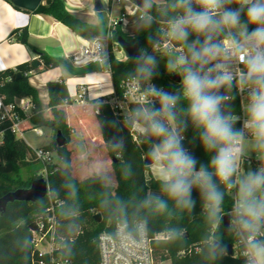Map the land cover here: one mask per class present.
Wrapping results in <instances>:
<instances>
[{
  "label": "clouds",
  "instance_id": "clouds-1",
  "mask_svg": "<svg viewBox=\"0 0 264 264\" xmlns=\"http://www.w3.org/2000/svg\"><path fill=\"white\" fill-rule=\"evenodd\" d=\"M153 3L144 0L139 18L143 27L154 20L149 12ZM160 11L163 43L147 37L152 52L141 47L135 57L124 55L135 65L130 95L136 103L125 123L136 143L149 145L146 168L158 192L117 200L118 228L109 240L119 239L134 254L147 232L141 214L182 218L196 206L195 190L207 225L202 238L206 259L222 261L228 254L221 230L227 216L238 250L233 258L264 264V0H162ZM26 20L25 13L13 10L9 20L0 10V71L8 67L10 47L2 43L7 29L23 27ZM157 51L166 56V73L177 83L174 91L154 83L160 75ZM234 89L245 96L243 119L232 107ZM241 119L242 127H237ZM189 128L190 143L198 141L207 163L184 146ZM114 147L121 148L122 142ZM253 157L258 166L246 168ZM66 187L74 198L75 185ZM226 197L231 198L227 211ZM183 235V229L171 227L159 239L173 241Z\"/></svg>",
  "mask_w": 264,
  "mask_h": 264
},
{
  "label": "trees",
  "instance_id": "trees-1",
  "mask_svg": "<svg viewBox=\"0 0 264 264\" xmlns=\"http://www.w3.org/2000/svg\"><path fill=\"white\" fill-rule=\"evenodd\" d=\"M161 7L154 4L149 12L158 20L164 21L160 11ZM34 12L52 16L78 34L102 36L107 33L104 12L97 13V24H91L71 14L64 0H45V4L40 5ZM155 25L152 22L149 27H142L135 36L127 35L120 27L113 31L109 43L110 68L112 84L116 93L120 92L121 82L132 76L135 65L130 60H119L115 57L112 51L115 42L119 37L131 43L149 44L147 37L158 41L160 35ZM12 37L18 42L28 43V29H17L12 32ZM39 52L40 55L35 60L21 64L16 69L0 71V98L3 104L13 103L23 97L31 99L35 105L29 119V124L32 127H24V130L51 127L56 132L60 130L69 143L71 132L63 106L72 104L73 100L66 81L61 78L47 82L50 112L47 117L43 110L39 91L31 84V74H29L41 64L48 69L65 66L68 62L64 58H54ZM19 73L22 75L20 78H18ZM154 83L162 85L168 91H174L177 87V83L172 81L171 76L165 71L160 73ZM233 95L235 99L231 102L232 107L235 114L239 115V97L235 91H233ZM108 100L109 97L104 96L99 100L88 102L92 104L95 111L98 110L97 118L109 154L112 157L119 155V158L112 162L114 182H109L108 177L99 174H93L76 181L71 174L70 151L67 145L58 147L54 137L52 142L43 148L57 151L65 164L59 169L53 163L47 164L51 196L53 199L63 200V204L55 208L57 228L54 240L57 247L52 256H40L32 245L30 225L44 219L45 211L50 205L48 196L36 202H11L4 210H0V264H40L41 261L50 264L52 258L67 260L68 264H98L100 259L99 235L103 232H113L118 222L115 202L117 200L127 201L133 195L142 199L150 189L158 191V186L154 181L151 180L150 183L146 181L148 170L144 165V158L148 153L149 145L147 143L138 144L133 140L125 119L115 114ZM9 124L10 122L7 120L0 121V133L3 139V143L0 144V179L8 182L4 188L0 187V198L18 188H28L34 180L42 177L40 169L44 168V165L35 157L34 149L24 139L9 131ZM240 126L239 121L237 127ZM192 134V130L189 128L185 133L184 146L201 163H207V158L200 149L198 141L194 144L190 143ZM115 135H117L118 142H122L121 148L111 145ZM34 165H38L39 168L34 169ZM23 169L29 172L25 179ZM68 184H74L76 187L74 198L68 195L66 187ZM193 198L196 200L195 208L191 213L185 212L182 218L144 217L143 214L139 217L147 220L156 264H241L242 259L233 258V255H227L222 261L216 262L206 259L202 251V238L207 231V225L201 214L199 194L195 190ZM230 207L231 198L226 197V211ZM67 211H71L73 214L71 216L62 214ZM131 212L132 209H129L130 221ZM97 213L102 215L100 223L95 219ZM171 227L183 229L184 235L173 241H163L157 237L159 233H165ZM221 230L224 242L233 246L234 238L230 236L229 232L224 233V222Z\"/></svg>",
  "mask_w": 264,
  "mask_h": 264
},
{
  "label": "built area",
  "instance_id": "built-area-1",
  "mask_svg": "<svg viewBox=\"0 0 264 264\" xmlns=\"http://www.w3.org/2000/svg\"><path fill=\"white\" fill-rule=\"evenodd\" d=\"M104 6V12L108 15L107 20V33L102 36H95L92 40H88L83 44V47L71 55L70 63L77 67L86 66L91 63H99L102 66V71L96 74L99 77H104L106 82H110L111 90L109 93H104L98 97V99H93L91 96V91L88 92V99L99 100L104 96L109 97V104L116 115H119L125 119V116L130 114L133 108L136 107V103L130 95L131 88V77H127L120 84V92L116 93L112 84V72L110 68V38L113 35V31L120 27L123 32L129 30L135 23L140 21L141 7L138 5V0H100ZM162 2V0H160ZM151 16H153L150 13ZM154 17V16H153ZM153 23L158 30L160 35L158 41L163 43L162 31L165 28V23L162 20H158L154 17ZM99 45V48L96 46ZM151 46V44H149ZM151 52L153 51L152 46ZM113 54L119 60H125L124 55L128 54L120 47L118 40L115 42L113 47ZM123 54V55H122ZM157 55H164L162 52H155ZM97 57H100L98 60ZM101 60L103 61L101 63ZM108 62V66L103 67V64ZM27 74V73H26ZM31 74V72L29 73ZM77 86L83 88V84L73 85L74 92L71 91L73 98L77 100L80 104H84L86 100V93L77 94ZM167 90V89H166ZM237 93L240 102V113L243 119L242 104L245 100V96L240 94L237 90H233ZM35 109V105L31 99L23 97L15 100L10 104H3L0 107V121H9L8 126L9 131L15 136L19 137L23 135L24 123L28 122L32 111ZM98 114V110H96ZM24 115V116H22ZM242 119L240 124L242 127ZM37 135H41L42 131L40 128H31ZM3 143L2 134L0 133V144ZM35 157L44 165V172L42 178L47 182L48 192L47 195L50 201L49 207H47L44 215V219L36 222V230H32V245L39 252L40 256H52L54 249L57 247L55 244V234L57 228V220L55 208L63 204L61 199H53L50 192L49 179L47 164L53 162L52 151L45 148L34 149ZM147 227L146 237L143 247L138 250H133L132 252L126 251L121 246V241L119 239L109 240V237H115L118 222L116 223L113 232H103L98 238V248H99V263L98 264H156L154 258V252L152 247V238L149 234V229ZM163 233H159L157 237L162 236ZM42 247H45L42 249ZM238 254V250L233 247V256ZM242 259L243 264V258ZM40 264H47L45 261H41ZM50 264H68L67 260L52 258Z\"/></svg>",
  "mask_w": 264,
  "mask_h": 264
},
{
  "label": "crops",
  "instance_id": "crops-1",
  "mask_svg": "<svg viewBox=\"0 0 264 264\" xmlns=\"http://www.w3.org/2000/svg\"><path fill=\"white\" fill-rule=\"evenodd\" d=\"M64 2L71 14L88 23L97 24L98 18L94 11V0H64ZM44 4L45 0H42L40 5ZM85 8L88 11H85ZM0 10L8 13L9 20L12 19L13 10L25 13L27 16L23 27L7 29L8 35L2 42L5 47H10L9 57L5 61L8 64L6 69H16L21 64L37 59L40 55L39 51L54 58H64L70 63L71 55L80 50L86 41L95 37L90 34H78L52 16L16 7L10 0H0ZM23 28L28 29V43L18 42L12 37V32ZM61 78L66 81L71 96L70 87L84 82L83 79L77 80L78 76L70 75L64 66L46 69L43 64L31 71L30 82L39 91L41 100L43 99L48 105L49 97L46 84ZM1 105L2 100L0 98V107ZM65 107L68 105L63 106L64 109ZM66 114L68 117L67 111ZM28 123L29 121L24 123L25 128L28 127ZM149 192L157 193L158 191L150 189Z\"/></svg>",
  "mask_w": 264,
  "mask_h": 264
},
{
  "label": "rangeland",
  "instance_id": "rangeland-1",
  "mask_svg": "<svg viewBox=\"0 0 264 264\" xmlns=\"http://www.w3.org/2000/svg\"><path fill=\"white\" fill-rule=\"evenodd\" d=\"M154 4L158 6H162V2L160 0H154ZM84 8V7H83ZM85 11H88L86 8ZM105 13V12H104ZM106 22L108 20L107 13L104 14ZM142 22L138 21L135 23L126 33L129 36H135L139 29H141ZM141 47H147L148 50L151 52V46L147 43L141 45ZM140 47V48H141ZM159 62L158 71L161 73L165 71V63H166V56L165 55H157ZM31 78V77H30ZM103 78V83L97 84V80ZM83 79L86 82H93L96 81L94 84H86L83 83V88L77 86L76 92L77 94L83 93L85 90L86 93V100L84 104H80L73 98L71 95V99L73 100L72 104L65 107V111L68 112L67 123L70 128L71 138L70 142L67 144V148L70 151V165H71V174L72 177L78 181L84 177L91 176L93 174L104 175L109 178V182H114V172L112 168L113 160L119 158V155L112 157L108 149L106 147V143L104 141L102 131L100 128V124L97 118V113L93 109L92 104L89 103L88 99V92L91 89H97L98 92L105 93L108 88H104V83L106 82L104 77H78L77 80ZM80 81V80H79ZM72 92H74L73 87H70ZM41 99V98H40ZM44 113L47 117H49L50 112L47 108L48 105L41 100ZM29 127H32L31 124L28 123ZM42 131L41 135H37L33 129H28L23 132L21 137L25 140V142L33 149L43 148L44 146L48 145L55 137L56 131L51 127H43L40 128ZM52 158L53 164L56 165L57 169L62 168L65 166L64 162L62 161L61 157L58 155L57 151H52ZM258 161L255 160L253 157L251 159L250 165L246 164L245 167H252L253 169L258 166ZM34 169L39 168L38 165L33 166ZM44 168L40 169V174L43 175ZM29 175L28 170L23 169V177L24 179L27 178ZM146 181L150 183V174L146 173ZM8 185V182H5L3 179H0V187L4 188ZM45 247H42L44 249ZM168 264V263H165Z\"/></svg>",
  "mask_w": 264,
  "mask_h": 264
},
{
  "label": "water",
  "instance_id": "water-1",
  "mask_svg": "<svg viewBox=\"0 0 264 264\" xmlns=\"http://www.w3.org/2000/svg\"><path fill=\"white\" fill-rule=\"evenodd\" d=\"M16 7L28 10L30 12H34L37 10V8L40 6L42 0H10ZM144 0H138V5L142 8L143 7ZM94 11L96 13L104 12V6L100 0H94ZM118 43L120 47L129 55V56H136L142 43L136 42L131 43L127 41L126 39L119 37ZM108 62H105L103 64V67L108 66ZM64 69L72 76H86L91 73H97L102 71V66L99 63H91L86 66L77 67L72 65L71 63H68L64 66ZM22 75L19 73L18 78H20ZM171 80L176 82L175 79L171 76ZM55 142L58 147H63L68 144L67 138L62 134L60 130L56 132L55 136ZM118 142L117 135H115L112 139L111 145H116ZM147 163H150V160L148 158V155L144 158V165L146 166ZM48 192V186L47 182L44 178H38L34 180L31 185L28 188H18L14 191H10L6 193L4 196L0 198V210H4L8 203L15 202V201H27V202H36L40 199H43ZM95 219L98 223L102 221V215L100 213H97L95 215ZM228 227H229V217H225L224 219V233H228ZM31 230H36V223H32L30 225ZM233 254V246L228 245V254Z\"/></svg>",
  "mask_w": 264,
  "mask_h": 264
},
{
  "label": "bare ground",
  "instance_id": "bare-ground-1",
  "mask_svg": "<svg viewBox=\"0 0 264 264\" xmlns=\"http://www.w3.org/2000/svg\"><path fill=\"white\" fill-rule=\"evenodd\" d=\"M97 77L99 76L98 74L96 73H91V74H88L86 75L85 77ZM83 83H86V84H94L96 83V81H93V82H86V80L83 82ZM83 83H80V84H83ZM100 85V84H99ZM104 88H108L107 91L105 90V93H109L110 90H111V85H110V82H105L104 83ZM98 89V88H97ZM97 89H91V96L93 97L96 93H98V90Z\"/></svg>",
  "mask_w": 264,
  "mask_h": 264
}]
</instances>
